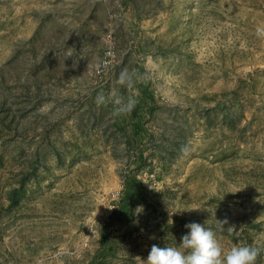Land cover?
<instances>
[{"label": "rangeland", "instance_id": "rangeland-1", "mask_svg": "<svg viewBox=\"0 0 264 264\" xmlns=\"http://www.w3.org/2000/svg\"><path fill=\"white\" fill-rule=\"evenodd\" d=\"M192 221L264 264V0H0V264H146Z\"/></svg>", "mask_w": 264, "mask_h": 264}, {"label": "clouds", "instance_id": "clouds-1", "mask_svg": "<svg viewBox=\"0 0 264 264\" xmlns=\"http://www.w3.org/2000/svg\"><path fill=\"white\" fill-rule=\"evenodd\" d=\"M120 83L131 87L133 84L132 75L122 73ZM104 101V95H98L97 103L100 104ZM136 103L134 98H128L127 101L117 98L115 112L116 114L130 113ZM219 221L217 228L222 229L223 225L227 224V220ZM184 227L189 231L181 237L179 246L153 244L146 264H256L262 251L258 246L245 244L231 247L225 252L212 228L195 221L186 223Z\"/></svg>", "mask_w": 264, "mask_h": 264}, {"label": "trees", "instance_id": "trees-1", "mask_svg": "<svg viewBox=\"0 0 264 264\" xmlns=\"http://www.w3.org/2000/svg\"><path fill=\"white\" fill-rule=\"evenodd\" d=\"M15 193V192H14ZM15 196H13V198H14ZM16 198V197H15ZM12 198H10V200H11ZM131 207H132V204H128V206L125 208V210L127 211V213H129V211H131L130 209H131ZM109 251H111L110 250V247H108L107 248ZM98 258H100V259H102V257L100 256V254H98V257H97V255H96V260H97V264H99V259ZM95 263V264H96Z\"/></svg>", "mask_w": 264, "mask_h": 264}]
</instances>
